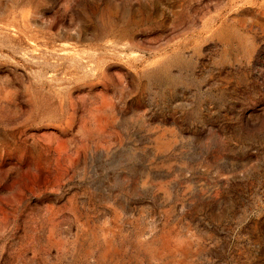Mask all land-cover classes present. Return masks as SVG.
Segmentation results:
<instances>
[{"label": "rangeland", "instance_id": "rangeland-1", "mask_svg": "<svg viewBox=\"0 0 264 264\" xmlns=\"http://www.w3.org/2000/svg\"><path fill=\"white\" fill-rule=\"evenodd\" d=\"M0 264H264V0H0Z\"/></svg>", "mask_w": 264, "mask_h": 264}]
</instances>
